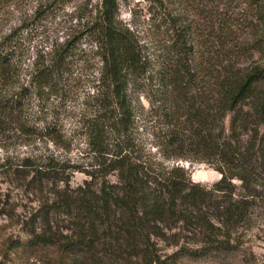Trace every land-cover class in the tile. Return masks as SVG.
Segmentation results:
<instances>
[{"label":"trees","instance_id":"1","mask_svg":"<svg viewBox=\"0 0 264 264\" xmlns=\"http://www.w3.org/2000/svg\"><path fill=\"white\" fill-rule=\"evenodd\" d=\"M148 1L153 31L143 39L119 21L118 0L90 8L86 0L74 39L37 63L17 91L19 43L0 42L1 138L61 141L57 124L36 121L27 100L62 98L81 79L74 67L88 60H74L78 39L94 45L100 63L77 121L93 158L87 178L71 185L48 158L0 165L27 167L21 178L37 198L21 220L26 237L7 245L0 264L27 251L46 264L200 260L230 250L264 208V0H247L243 18L214 0ZM179 160L206 163L220 178L195 182Z\"/></svg>","mask_w":264,"mask_h":264},{"label":"rangeland","instance_id":"2","mask_svg":"<svg viewBox=\"0 0 264 264\" xmlns=\"http://www.w3.org/2000/svg\"><path fill=\"white\" fill-rule=\"evenodd\" d=\"M86 0H71L66 3H55L54 0H3L0 4V42L8 36L15 37L19 48L14 57L16 64L18 87L29 80V74L35 65L47 61L52 50L65 41H72L81 29L83 17L86 15ZM96 0H91L88 7H94ZM247 0H214L212 5L224 4L223 11L234 12L235 18H243L247 10ZM148 0H118V19L137 35L148 39L153 31ZM244 11V12H243ZM75 57H83L87 62H80L75 68L82 73L70 91L62 98L53 92L32 93L27 100L26 108L34 119L45 118V121L57 124L56 128L63 135L61 141L55 142L51 137L37 138L25 135L0 137V165L10 162L19 164L29 158L35 163H44L46 159H54L61 166L55 167L58 176L68 180L71 185L81 184L87 175L83 172L90 169L93 162L84 135L78 129L79 110L83 94L91 91L94 80L98 76L99 61L94 53V45L85 37L76 42ZM144 104V99L141 100ZM37 123V122H36ZM10 135H12L10 133ZM189 172L190 178L211 186L220 178V173L206 163L179 160ZM18 169V174L13 173ZM27 167L0 166V260L9 250L7 245L19 238L24 239L25 228L21 224L27 214L37 204L36 196L25 190L27 180L21 178ZM239 239L233 247L225 252L214 253L207 258L193 260L185 258L176 264H264V208L255 212L251 227L239 228ZM43 254L49 255L52 250L42 247ZM19 253V254H18ZM10 264H46V257L41 258L36 252H17L11 255ZM41 259V260H40Z\"/></svg>","mask_w":264,"mask_h":264}]
</instances>
